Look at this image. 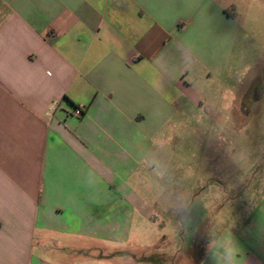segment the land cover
I'll return each mask as SVG.
<instances>
[{
  "label": "crops",
  "instance_id": "0c3cea01",
  "mask_svg": "<svg viewBox=\"0 0 264 264\" xmlns=\"http://www.w3.org/2000/svg\"><path fill=\"white\" fill-rule=\"evenodd\" d=\"M250 5L0 0V264H151L145 237L171 227L165 239L193 244L183 236L196 237L218 191L223 226L193 264H264L263 161L225 166L193 209L170 207L158 182L171 124L211 110L213 78H233L246 58L235 46ZM262 51L233 105L259 86L264 98Z\"/></svg>",
  "mask_w": 264,
  "mask_h": 264
},
{
  "label": "rangeland",
  "instance_id": "374dc122",
  "mask_svg": "<svg viewBox=\"0 0 264 264\" xmlns=\"http://www.w3.org/2000/svg\"><path fill=\"white\" fill-rule=\"evenodd\" d=\"M249 3V7L240 9L235 46L237 56H240L242 50L246 58L237 60L234 77L213 78V95L205 103H211L212 109L208 110L203 105L202 109H194L186 116H180L178 122L173 126L171 124V129L166 133L169 163L164 178L158 182L166 186L170 194L169 197H163L169 200L167 204L170 207L177 205V200H180L186 207L193 209L199 203V200L195 201V194L200 191L201 185L207 184L213 177L224 176L223 168L227 165L231 169H247L250 164L264 163V98H260L262 86H259L258 78L254 79L253 87L259 86L260 89L253 88L246 96L247 101L243 95L239 96L237 105L232 104L234 95L231 94L233 87H240L247 82V78L253 76L257 69L253 70L252 62L258 60L264 48V0H249ZM245 106L248 110L243 111L242 107ZM245 113L247 120L239 121V117L244 118ZM216 194L217 198L214 192L206 198V211L201 212L203 222L196 229V237L189 236L188 231L183 236V241L192 240L193 244L184 245L183 242L179 243L180 238L172 236L165 239L164 236L169 235L170 230L177 231L171 227L164 229L157 226L145 237V242L152 246L149 263L193 264L201 256L223 226L218 215L227 195L223 196L219 191ZM227 194L228 197L232 195L230 191ZM184 228L181 226V233L186 230ZM177 248L180 249L179 253ZM168 249L170 260L167 262L164 257L161 263V253L164 252L165 256ZM183 253L187 258L185 261H182Z\"/></svg>",
  "mask_w": 264,
  "mask_h": 264
},
{
  "label": "built area",
  "instance_id": "2783aa9c",
  "mask_svg": "<svg viewBox=\"0 0 264 264\" xmlns=\"http://www.w3.org/2000/svg\"><path fill=\"white\" fill-rule=\"evenodd\" d=\"M83 111V106H76L73 110L75 114H81Z\"/></svg>",
  "mask_w": 264,
  "mask_h": 264
}]
</instances>
